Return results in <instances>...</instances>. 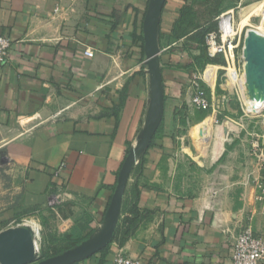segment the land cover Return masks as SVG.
<instances>
[{
	"label": "crops",
	"instance_id": "0c3cea01",
	"mask_svg": "<svg viewBox=\"0 0 264 264\" xmlns=\"http://www.w3.org/2000/svg\"><path fill=\"white\" fill-rule=\"evenodd\" d=\"M198 1L161 0L151 65L152 0H0V35L12 41L0 68V163L26 204L44 210L45 233L73 241L98 233L128 151L136 153L113 242L78 264H114L118 253L142 264H231L244 227L264 237L250 144L185 131L184 119L214 118L191 110L200 72L191 66L203 46L193 37L216 18L191 27ZM221 1L228 11L231 0Z\"/></svg>",
	"mask_w": 264,
	"mask_h": 264
},
{
	"label": "rangeland",
	"instance_id": "374dc122",
	"mask_svg": "<svg viewBox=\"0 0 264 264\" xmlns=\"http://www.w3.org/2000/svg\"><path fill=\"white\" fill-rule=\"evenodd\" d=\"M226 5L227 2L223 3L221 0L198 1L192 8V13L196 15L194 16L193 20L195 21H192L193 24L191 27L201 24L210 14H216L214 20L216 29L205 36L203 44L208 58H211L208 55L206 45L207 36L219 32V19L221 15L230 12L234 16L236 28L239 32V47L236 50V68L241 74H239V76H242L244 73V61L242 57L246 33L249 30H255L264 35V30L261 27L262 16L264 14V0H231L228 11H224V9L220 10L222 6L225 7ZM261 5L262 7L253 15L250 21L241 20L240 13L243 8ZM212 60L200 68V73L204 74L203 77L208 82V85L204 84V87L207 91H209L211 87L219 90V92L223 91L227 93V100L224 105L222 102L219 104H217V102L215 103V105L220 106L218 110H202L191 104V110L195 113L198 120L205 116V114H214V118L207 122L197 121L196 123H186L184 119L185 131L188 130L190 132V130H194L195 139L200 141L211 139L217 133L220 135L223 134L224 137L227 136L226 138L228 140L237 141L235 142L236 144H250L251 154H253V145L261 143L262 136L264 135V109L262 112L252 111L254 109L246 101L242 87L239 88L233 81V77L237 78L235 73L232 75V80H228V71L223 69L224 67L228 68V66L223 56H219ZM237 80L241 86V80ZM10 168L9 163H0V214L4 212L9 214V221L4 223L2 227L8 229L27 222L40 225L42 259L53 257L54 254L63 252L66 248L72 246L75 241L65 238L63 235L59 234L55 228L47 227V232L45 233L42 219L44 210L26 204L24 190L21 191L18 187L15 188L14 185L12 186L11 180L6 176Z\"/></svg>",
	"mask_w": 264,
	"mask_h": 264
},
{
	"label": "water",
	"instance_id": "95a60500",
	"mask_svg": "<svg viewBox=\"0 0 264 264\" xmlns=\"http://www.w3.org/2000/svg\"><path fill=\"white\" fill-rule=\"evenodd\" d=\"M163 9L161 0H152L145 24V45L149 64L157 53L158 27ZM245 61L250 90L264 94V37L251 31L246 40ZM136 163L131 150L118 176L117 187L106 213L102 229L93 237L63 253L42 259L40 237L27 223L0 232V264H78L107 249L114 240L121 216L123 198Z\"/></svg>",
	"mask_w": 264,
	"mask_h": 264
},
{
	"label": "built area",
	"instance_id": "2783aa9c",
	"mask_svg": "<svg viewBox=\"0 0 264 264\" xmlns=\"http://www.w3.org/2000/svg\"><path fill=\"white\" fill-rule=\"evenodd\" d=\"M55 12H58V9ZM219 20V32L209 34L206 39L208 55L212 59L223 56L228 68L237 70L236 50L239 47V32L236 28L234 16L230 12H227L221 15ZM11 46V39L5 35H0V68L6 66ZM85 54L90 58L94 57L93 50L87 49ZM223 69L227 70L226 67ZM203 75L199 72L193 77L190 87V102L193 106L202 110H218L220 106L215 105V103L217 102L219 104L220 100H212L208 97L207 90L204 87V84L208 85V82ZM226 100L227 95H224L221 99L223 105ZM253 155L257 159L260 170V177L256 180V188L258 191L257 199L264 203V147L261 143L253 145ZM63 168L64 165L57 170V173L59 174ZM231 258V264H262L264 262V237L256 235L251 225L244 227L235 239ZM114 264H142V262L124 253H118L114 259Z\"/></svg>",
	"mask_w": 264,
	"mask_h": 264
},
{
	"label": "bare ground",
	"instance_id": "6f19581e",
	"mask_svg": "<svg viewBox=\"0 0 264 264\" xmlns=\"http://www.w3.org/2000/svg\"><path fill=\"white\" fill-rule=\"evenodd\" d=\"M261 7H262V5L261 6H250V7L243 8L241 10V13H240L241 20H243V21H245V20L246 21H250V19L253 17V15H255L259 11V9ZM261 27L264 30V14L262 16ZM251 31H254V32L258 33L260 36L264 37L263 34H260L261 32H257L255 30H249L246 33L245 40H244V47H243L244 74L242 76H239V73H238V71L236 69H234V68H227V71H228V80H232V77H233L232 75H233V73H235L237 75L236 76L237 78H234L233 77V81H234L235 84H237V86L239 88L242 87L243 92H244V95H245V98H246V101L254 109L252 111H254V112L255 111L256 112H262V110L264 109V94H261L259 92H254V91L250 90L249 85H248V81H247V68H248V64L245 61V49H246V40H247V37H248L249 32H251ZM205 77H207V76H205ZM237 79L241 80L240 81L241 82V86H240V83L238 82ZM27 224H29L30 226H32L35 229L36 233H38V236L40 237L41 232H40L39 227L37 225L35 227L32 223H28L27 222Z\"/></svg>",
	"mask_w": 264,
	"mask_h": 264
},
{
	"label": "trees",
	"instance_id": "16d2710c",
	"mask_svg": "<svg viewBox=\"0 0 264 264\" xmlns=\"http://www.w3.org/2000/svg\"><path fill=\"white\" fill-rule=\"evenodd\" d=\"M214 22H215V21H214ZM214 22L209 23L206 27L202 28L198 34L194 35V37H193L194 40H196L197 43H198L200 46L204 44L205 36H206L209 32H211V31H213V30L216 29V27H215V25H214V24H215ZM194 59H195V61H196V64H195V65H192L191 67L195 68L196 65H197V67H198L199 69L202 68L206 63H208V62H210V61L212 60V58H208V56H207V52H206V50H205V46H204V45H203V46L201 47V49H200V55H199V56H196ZM212 61H214V60H212ZM160 132H161V128L158 129V134H159ZM128 154H129V151H128ZM83 241H84V240H77V241H75V243H74L72 246H69V247L66 248L65 250L71 249V248L77 246L78 244H80V243L83 242ZM109 247H110V246H109ZM109 247H108L107 249L103 250V251L100 252V253L104 254V253L109 249ZM65 250H64V251H65ZM64 251H63V252H64ZM60 253H62V252L56 253V254H54V256H55V255H58V254H60Z\"/></svg>",
	"mask_w": 264,
	"mask_h": 264
}]
</instances>
